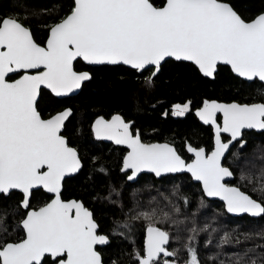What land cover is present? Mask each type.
<instances>
[{
    "label": "snow or ice",
    "instance_id": "6c2138e0",
    "mask_svg": "<svg viewBox=\"0 0 264 264\" xmlns=\"http://www.w3.org/2000/svg\"><path fill=\"white\" fill-rule=\"evenodd\" d=\"M168 57L191 61L207 76L224 63L240 77L264 81V13L245 21L222 0H165L162 7L151 0H74L70 13L50 26L44 46L17 19L0 20V194L20 190L26 209L32 189L43 187L55 194L51 202L27 212L21 221L22 239L0 243V264H101L94 246L107 243L106 236L96 234L92 213L82 203L60 199L62 178L80 167L75 149L60 135L71 110L42 119L35 106L40 88L56 95L79 88L90 76L73 70L77 58L90 64L123 63L139 72L152 67L146 78L151 84ZM10 74L19 78L10 81ZM188 107L175 105L173 114L183 115ZM218 112L223 114L222 127L217 124ZM197 115L214 127L215 145L210 154L189 146L195 156L191 163L169 144L141 142L119 115L97 119L93 131L98 139L130 149L124 161V169L131 170L128 180L145 169L157 176L188 171L202 182L207 196L224 200L229 212L264 215V202L222 182L233 176L222 158L235 142L239 141L240 150L246 146L242 129L264 130V103L206 100ZM221 133H228L230 139L223 141ZM245 179L253 181L242 173L241 180ZM257 182L259 187L253 190L264 194V171ZM137 218L148 225L144 255L137 253L139 264H160L161 256L163 264L170 260L177 264L176 252L167 248L170 234L156 226L155 213L141 212ZM162 218L167 220L169 214L163 213ZM194 239L190 236L185 245L186 264H199ZM235 264L248 262L238 256Z\"/></svg>",
    "mask_w": 264,
    "mask_h": 264
},
{
    "label": "trees",
    "instance_id": "16d2710c",
    "mask_svg": "<svg viewBox=\"0 0 264 264\" xmlns=\"http://www.w3.org/2000/svg\"><path fill=\"white\" fill-rule=\"evenodd\" d=\"M222 1L245 21L264 10V0ZM151 2L159 6L163 0ZM71 8L72 0H0V17L9 15L20 20L30 29L33 39L41 42L48 27ZM73 68L87 70L90 74L79 91L72 96L56 98L40 89L35 106L42 117L64 107L71 110L61 134L77 151L81 167L62 181L60 198L80 200L92 213L99 231L117 233V237L110 240L106 254L112 253L116 261L126 259L131 251L129 246L133 242L140 243L142 232L148 226L143 218H137L138 214L154 212L159 218L156 226L170 234L167 248L176 252L177 264L183 263L188 256L185 245L193 235L192 246L199 264H235L238 256L248 264L252 261L264 264V215L253 218L245 214H226L222 204L204 198L199 185L185 173L159 178L141 174L135 181L128 182L119 172L123 149L94 140L89 128L95 116L107 117L118 112L131 121L142 140L169 142L187 159L185 142L205 150L211 148L210 128L198 123L192 109L203 99L264 103V83L243 81L223 65H218L213 78L208 79L191 63L172 59L161 63L151 84L146 83L148 70L137 73L122 65L89 67L80 60L73 62ZM174 103L188 104L186 114L173 117L169 107ZM242 137L246 141L243 150H240L239 141L236 142L222 163L233 172L230 183L253 199L264 202V194L253 190L259 187L257 180L264 171V130L246 131ZM242 173L251 176L253 181L241 180ZM48 198L40 189L34 190L30 195V207H38ZM20 199L21 194L16 191L0 194V243L22 238ZM163 213L169 214L167 220L162 218ZM193 228L197 230L195 233Z\"/></svg>",
    "mask_w": 264,
    "mask_h": 264
},
{
    "label": "water",
    "instance_id": "95a60500",
    "mask_svg": "<svg viewBox=\"0 0 264 264\" xmlns=\"http://www.w3.org/2000/svg\"><path fill=\"white\" fill-rule=\"evenodd\" d=\"M164 2H165V0H163V2H162L161 5L156 6V7H162L163 4H164ZM222 2H224V1H222ZM224 3H227V2H224ZM227 4H228V3H227ZM73 6H74V0H72V7H73ZM71 9H72V8H71ZM70 11H71V10H70ZM70 11H69L64 17H66V16L70 13ZM261 13H264V10H262L261 12H259L258 14H256L253 18H251L250 20H247V21H251L252 19H254L256 16H258V15L261 14ZM64 17H63V18H64ZM4 18H8V17H4ZM4 18H3V19H4ZM63 18H61L60 20H58V21L55 22L54 24L58 23V22L61 21ZM54 24H52V25H54ZM52 25H51V26H52ZM49 28H50V27H49ZM48 35H49V29H48L47 36H46V38H45L44 43H43L42 46H44V45L46 44V41H47V39H48ZM166 59H172V60H175V61H185V62H189V63H191V64L196 68V70L198 71V73H199L201 76L206 77V78H208V79L213 78V76H207V75L203 74V73L199 70L198 66L195 65V64H194L193 62H191V61L177 60V59H175L174 57H168V58H165V60H166ZM76 60H80L84 65L89 66V67L98 66V65H122V66H125V67H127V68L133 69V68H131V67L128 66V65H124L123 63H118V64H107V63H105V64H90V63L86 62L85 60H83L82 58H77ZM74 61H75V60H74ZM74 61H73V62H74ZM162 62H163V61H162ZM162 62H161V63H162ZM218 65L226 66V67L229 69V71L231 72L232 75L238 77L239 79H241V80H243V81L250 82V81H252V80H257V81H259V82H261V83H264V81H260L258 78H254V79H252V80H248V79H246V78H243V77L238 76L236 73H234V72L232 71L230 65H227V64H224V63H220V64H218ZM218 65H217V66H218ZM149 68H152V67H149ZM216 68H217V67H216ZM41 70H42V69H41ZM73 70H74V68H73ZM133 70H135V69H133ZM74 71H76L77 73H84V72H86V73L89 74V72H88L87 70H74ZM135 71H136V72H139V71H137V70H135ZM152 71H153V68H152ZM22 74H23V73H20L19 75H22ZM33 74H35V73L33 72ZM10 75H13V74H10ZM10 75H9V76H10ZM19 75L16 76L15 78L11 79V80L18 79V78H19ZM89 76H90V74H89ZM11 80H10V81H11ZM87 80H88V79H87ZM87 80H85V81H87ZM85 81H83V82H85ZM83 82H81V84H82ZM40 89H43V90L48 91L52 96H54V97H56V98H62V97L72 96V95L76 94V93L79 91L80 87L77 88V89H73V91H71V92H69V93H67V94H64V95H56V94H54L50 89H48V88H46V87H43V86H42ZM38 95H39V92H38ZM38 95H37V99H38ZM37 99H36V101H37ZM206 100L209 101V102H211V101H216V100H214V99H203V100L201 101L200 105L192 110V114L194 115V117L196 118V120H197L200 124L205 125V126H209V127H210V130H211V148H210L209 150H205V152H206L207 154H210V153L213 151V149H214V145H215V131H214V127H213L211 124H205V123L200 119V117L197 115V111H198L199 109H201V108L204 106V102H205ZM216 102L221 103V104L238 103V102H235V101H230V102L216 101ZM254 103H262V102H259V101H258V102L238 103V104H254ZM66 109H70V108H68V107H64V108H62V109H60V110H58V111L52 113L51 115H49V116H47V117H45V118H42V119H50L52 116H55V115H57L58 113L63 112V111L66 110ZM116 115H118V114H117V113H113V114H111L108 118H104V117H102V116H96V117H94V118L91 120V122H90V126H89V127H90L91 137H92L94 140L102 141V142H108V143H111V144L114 145V146H120V147L125 148V152H124V154H123V156H122V158H121V165H120V168H119V172L129 171V174L126 176V180H127V181H129V182H133V181L136 179V177H137L139 174H141V173L151 174L154 178H159V177H161V176H166V175H174V174L185 173V174H187V175L189 176V178H190V180H191L192 182L197 183V184L199 185L200 191H201L202 195L204 196V198L209 199V200H216V201L220 202V203L222 204V208H223V210H224V212H225L226 214H228V215H230V216H239V215H243V214H245V215L250 216V217H253V218L258 217V216H252L251 214H248V213H232V212H229V211L227 210V206H226L225 201L222 200V199H221L220 197H218V196H216V197H209V196H207V195L204 193V191H203V185H202V182L195 180V179L193 178L192 174H191L190 172H188V171H179V172H174V173H162L160 176H157L154 172H151V171L145 169V170H142L141 172H139L133 180H128V176L131 175V170H130V169H124V161H125V157L127 156L128 152L130 151V149L127 147L126 144H117V143H115L114 141L109 140V139H102V138L98 139V138L96 137L94 131H93V124H94V122H95L97 119H99V118H103L104 120L107 121V120H111L112 117H113V116H116ZM217 116H219V121L217 122V124H219V125L222 127V126H223V114L218 112V113H217ZM66 119H67V118H66ZM126 123H129V122H126ZM129 125H130V123H129ZM61 131H62V128H61ZM61 131H60V135H62V134H61ZM243 131H255V132H260V131H262V130H259V129H242V132H243ZM134 135H136V134H134ZM220 135H221V136L223 135V136H226V137H227L225 140H223L222 137H221V139H222L223 141H225V142H226L227 140L230 139V135H229L228 133H221ZM62 136H63V135H62ZM63 137H64V136H63ZM64 138H65V137H64ZM65 140H66V139H65ZM237 142H238V141H237ZM143 143H145V144H169V145H171L172 147H174L172 144H170L169 142H166V141H151V142H143ZM234 144H235V143H234ZM234 144H233V145H234ZM233 145H232V146H233ZM68 146L71 147V148H73V149H75L74 147H72V146H70V145H68ZM189 146H191V145H189L188 143H185V144H184V150H185V152L187 153V155H188L190 158L187 159V160H185L183 157L180 156V157H181L186 163H191L192 160L195 159L194 154L188 151V147H189ZM191 147H193V148H197V149H199V148H204V147H202V146H200V147H194V146H191ZM204 149H205V148H204ZM75 151H76V150H75ZM76 153H77V151H76ZM227 153H228V152H227ZM177 154L180 155L178 152H177ZM226 155H227V154H226ZM226 155H225V156H226ZM77 156H78V153H77ZM78 158H79V157H78ZM224 158H225V157L222 158V162H223V159H224ZM79 161H80V159H79ZM222 164H223V163H222ZM223 166H224V167H227V166H225V165H223ZM80 167H81V161H80ZM80 167H79V169H80ZM79 169H77V171H75V172H72V173H68V174H66V175L62 178L61 183H60V191H61L62 181H63L64 179H66V178H68V177H71V176H73L74 174H76V173L79 171ZM122 169H123V170H122ZM232 179H233V176H231V177H225V178L223 179L222 182H223L226 186H228V187H237V186H235L234 184L230 183V182L232 181ZM237 188H238V187H237ZM37 189H40L42 192H44L46 195H48L49 198H48V200H47L45 203L39 205L38 207H35V208L29 207L28 209L24 208V207L21 205V202H22L23 199H24L23 193H22L20 190H11V191L19 192V193L21 194V199H20V201H19V206H20V208H21L22 210H24L25 212H24L23 217H22L21 220L19 221V225H20V227H21V229H22V231H23V237H24V230H23V227H22L21 221L27 216V212H28L29 210H31V209H38L39 207L44 206L45 204L51 202V200L55 198V194L47 192V190L44 189L43 187H36V188L32 189L31 192L34 191V190H37ZM241 191H242V190H241ZM243 192H244V191H243ZM246 194H247V193H246ZM3 195H5V194H3ZM6 195H7V194H6ZM247 195H248V194H247ZM60 199H61V198H60ZM61 200L65 201V202H67V201H77V202H80V203H81L80 200H75V199H73V198L61 199ZM255 200H256V199H255ZM257 201H258V200H257ZM84 207H85V206H84ZM85 208H86V207H85ZM86 209H87V208H86ZM88 210H89V209H88ZM89 211H90V210H89ZM92 219H93V218H92ZM94 222H95V221H94ZM147 227H148V226H147ZM147 227H145V229H144V233H143V247H144V252H145V242H146V239H147ZM23 237H22V238H23ZM22 238H21V239H22Z\"/></svg>",
    "mask_w": 264,
    "mask_h": 264
},
{
    "label": "flooded vegetation",
    "instance_id": "af4514ba",
    "mask_svg": "<svg viewBox=\"0 0 264 264\" xmlns=\"http://www.w3.org/2000/svg\"><path fill=\"white\" fill-rule=\"evenodd\" d=\"M4 17H8V18H14V17H12V16H9V15H5V16H2V17H0V20H2ZM64 17V16H63ZM62 17V18H63ZM14 19H16V18H14ZM18 20V19H17ZM60 20V19H59ZM23 26H25V27H27L24 23H22L20 20H18ZM57 22V21H56ZM54 24V23H53ZM51 26V25H50ZM49 26V27H50ZM49 27H48V29H49ZM28 28V27H27ZM48 29H47V31H46V34H45V36H44V38L42 39V41L41 42H38V41H35L37 44H39V45H43V43H44V40H45V38H46V36H47V33H48ZM146 70H148V77L149 76H151V73H152V68H147ZM145 70V71H146ZM137 73H140V72H137ZM215 73V72H214ZM16 76H18L17 74H13V75H10V76H8L7 78L9 79V80H11V79H13V78H15ZM213 76H214V74H213ZM215 100V99H214ZM217 101V100H216ZM223 102V101H222ZM244 103H249V102H244ZM175 105H184V104H178V103H174V104H172L170 107H169V112H170V114L173 116V117H181V116H183L184 114H186V112H187V110L184 112V114L183 115H174L173 114V108H174V106ZM193 110V109H192ZM192 110H191V113H192ZM113 113H117L125 122H129L130 123V131L132 132V134L134 135V134H138V131L136 130V129H133L132 128V123H131V121H128V120H125L124 118H123V116L120 114V113H118V112H113ZM113 113H111V114H113ZM110 114V115H111ZM109 115V116H110ZM97 116H101V115H97ZM109 116H107V117H104V116H102V117H104V118H108ZM194 116V115H193ZM96 117V116H95ZM41 118H45V117H42L41 116ZM196 119V118H195ZM216 119H217V122L219 121V116H217L216 117ZM199 123V122H198ZM200 124V123H199ZM202 125V124H201ZM90 126V125H89ZM209 127V126H208ZM90 128V127H89ZM210 128V127H209ZM210 132H211V130H210ZM243 132H246V131H243ZM242 132V133H243ZM222 137V139L223 140H225L227 137L226 136H221ZM141 139V138H140ZM97 141V140H96ZM100 142H102V141H100ZM141 142H151V141H145V140H142L141 139ZM103 143H107V144H110L111 146H114V145H112L111 143H108V142H103ZM185 143H187V142H185ZM184 143V144H185ZM236 143V142H235ZM115 147H120V146H115ZM120 148H122L123 149V153H122V156H123V154H124V152H125V148H123V147H120ZM185 151V150H184ZM122 156H121V158H122ZM190 157L188 156V158L187 159H189ZM185 159V158H184ZM187 159H185V160H187ZM120 165H121V159H120ZM119 168H120V166H119ZM120 173H123L124 174V178H125V180H126V176L129 174V171H124V172H120ZM141 174H145V173H141ZM141 174H139V175H141ZM138 175V176H139ZM149 175H151V174H149ZM137 176V177H138ZM136 177V178H137ZM127 181V180H126ZM135 181V180H134ZM129 182V181H128ZM24 210H23V215H24ZM116 228H120V227H116ZM122 228H124L125 229V227L123 226ZM145 229V228H144ZM116 232V231H115ZM22 233H23V231H22ZM143 233H144V230H143V232H142V235H141V241H140V243L138 244V243H136V242H133V243H131V246H129V248H130V250L131 251H129L128 252V254L126 255L127 257H126V259H119V261H116L115 260V256L114 255H112V253L111 254H106V248L108 247V245H109V242H110V240L111 239H114L115 237H117V233L116 234H112V233H107V232H102V231H99L98 230V226H97V229H96V234L97 235H103V236H106L107 237V243H104V244H97V245H95L94 247H95V250H96V252L100 255V259H101V264H129V263H134V264H139V262H138V259H137V253H139L140 254V256H143L144 255V247H143ZM22 237H23V235H22ZM20 240V239H19ZM19 240H17V241H19ZM14 242H16V241H14ZM128 246V241H127V244H126V247ZM128 251V250H127ZM128 256H130V257H128ZM189 259V256H187L186 257V259H185V261L183 262V263H181V264H186V262H187V260ZM164 260V257L163 256H161L160 257V264H163V261ZM170 264H171V260H170Z\"/></svg>",
    "mask_w": 264,
    "mask_h": 264
},
{
    "label": "rangeland",
    "instance_id": "374dc122",
    "mask_svg": "<svg viewBox=\"0 0 264 264\" xmlns=\"http://www.w3.org/2000/svg\"><path fill=\"white\" fill-rule=\"evenodd\" d=\"M186 104V103H185ZM163 262V261H162Z\"/></svg>",
    "mask_w": 264,
    "mask_h": 264
}]
</instances>
